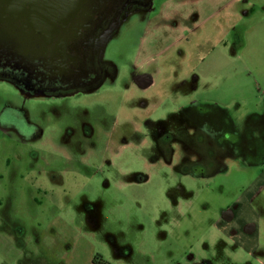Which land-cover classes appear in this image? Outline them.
Masks as SVG:
<instances>
[{
  "label": "rangeland",
  "instance_id": "rangeland-1",
  "mask_svg": "<svg viewBox=\"0 0 264 264\" xmlns=\"http://www.w3.org/2000/svg\"><path fill=\"white\" fill-rule=\"evenodd\" d=\"M185 2L161 14L160 0L127 9L102 55L114 76L96 89L36 98L0 81V264H92L96 255L107 264H264L258 253H219L227 241L211 228L245 190L264 223V186L252 184L260 155L207 172L180 166L173 145L169 156L154 150L189 129L192 101L209 111L233 90L251 99L244 112L260 115L232 119L241 142L253 150L264 141L259 35L248 21L228 31L223 14L185 34ZM258 9L254 20L264 3ZM143 75L154 83L146 90ZM11 115L30 127L25 138L4 129Z\"/></svg>",
  "mask_w": 264,
  "mask_h": 264
},
{
  "label": "flooded vegetation",
  "instance_id": "flooded-vegetation-1",
  "mask_svg": "<svg viewBox=\"0 0 264 264\" xmlns=\"http://www.w3.org/2000/svg\"><path fill=\"white\" fill-rule=\"evenodd\" d=\"M154 2L0 0V81L9 83L25 97L36 98L98 88L107 77L114 76V69L102 61V55L121 16L130 8L151 10ZM137 82L144 90L151 85L147 75ZM190 106L192 114L185 120L191 122L189 129L180 132L175 142L154 150L169 156L173 145L180 155V166L191 161L206 167L207 172L242 154L241 136L233 131L228 118L212 109ZM8 123L4 129L25 138L24 129L30 127L23 129L17 115L9 116ZM195 132L197 139L188 136ZM92 264L107 263L96 255Z\"/></svg>",
  "mask_w": 264,
  "mask_h": 264
},
{
  "label": "crops",
  "instance_id": "crops-1",
  "mask_svg": "<svg viewBox=\"0 0 264 264\" xmlns=\"http://www.w3.org/2000/svg\"><path fill=\"white\" fill-rule=\"evenodd\" d=\"M160 1L159 11L161 14L163 11L165 12V9L169 6L168 4H172V0ZM261 3H264V0H186L185 4L190 6H188L185 12V18L191 17L193 23L191 26H186L184 32L185 34H191L198 26L206 21L215 19L221 14H223L222 18L227 22L228 31L229 29L230 31H234L238 23L248 21L247 23H249V27L246 26L248 27L247 31L252 30V32H255L254 34H258L260 37L259 40L256 39L258 52L260 56H262V58L260 57L259 59V70L262 74L258 80V85L264 89V73L262 71L264 70V66H262V64L264 65V15L263 13H259L261 19H253L256 15V9L258 12L259 10L263 11L258 9V6L261 5ZM216 26L217 25L212 23V27H210L213 35L215 32H218ZM220 31L224 32L225 29L222 28ZM183 33L181 34V37L183 36ZM245 33L246 29L244 34ZM215 45L217 44L214 42L209 44L211 47H214ZM152 84L150 86H152ZM227 99L230 100L225 102ZM250 100V98L247 99L245 96H237L235 90L232 92L228 91L225 95L221 93L215 96L212 110L216 111L221 117L228 118L233 131L242 135L246 132L236 131L235 128H233L234 123L232 122V119L237 118V115V119L243 120L248 117H250L249 120L251 121L252 119L260 118V115L253 117L255 113L251 114L248 109H246L245 112L243 111V109L249 105ZM197 103L199 102H191V104L199 106ZM236 105L237 107H235ZM233 110L234 112H232ZM248 124L250 125V123ZM247 130L252 129L248 128ZM249 133L254 140L257 139V141H260L259 131L256 132L255 129L249 131ZM252 147L253 145L249 143H243V145L240 146L242 154L232 157L227 164L230 165V163H236L238 160H244L248 165H253V161L249 156H252L251 151H255V154L260 155L261 157L260 164L263 168L260 169L259 174L254 178L252 184H257L259 187H262L264 186V141L257 143L253 150L251 149ZM248 149L250 150L249 153ZM253 196L254 193H249L247 190L240 193L230 206L219 212L215 223L211 225L212 230H214L219 237H222V239L227 241V246H223L222 248L219 246L217 249L219 253H223L233 259H238L240 256L251 257L255 253L264 256V223L260 222V218L256 215L251 206ZM183 260L188 262V259L186 258Z\"/></svg>",
  "mask_w": 264,
  "mask_h": 264
},
{
  "label": "water",
  "instance_id": "water-1",
  "mask_svg": "<svg viewBox=\"0 0 264 264\" xmlns=\"http://www.w3.org/2000/svg\"><path fill=\"white\" fill-rule=\"evenodd\" d=\"M144 83L146 84L147 82H143V84H144Z\"/></svg>",
  "mask_w": 264,
  "mask_h": 264
}]
</instances>
